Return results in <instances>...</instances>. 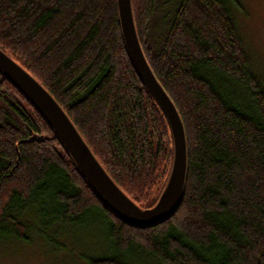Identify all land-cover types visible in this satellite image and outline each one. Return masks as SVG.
<instances>
[{"label":"trees","instance_id":"1","mask_svg":"<svg viewBox=\"0 0 264 264\" xmlns=\"http://www.w3.org/2000/svg\"><path fill=\"white\" fill-rule=\"evenodd\" d=\"M233 9L243 12L240 0H132L142 51L187 142L180 206L151 227L125 224L101 203L0 75V230L8 240L30 244L34 214L49 242L92 214L103 246L81 257L85 264H264V84ZM0 49L57 101L120 189L152 207L172 137L127 55L116 0H0Z\"/></svg>","mask_w":264,"mask_h":264},{"label":"water","instance_id":"2","mask_svg":"<svg viewBox=\"0 0 264 264\" xmlns=\"http://www.w3.org/2000/svg\"><path fill=\"white\" fill-rule=\"evenodd\" d=\"M121 38L130 62L150 93L170 129L173 153L165 185L154 205L142 208L113 181L80 133L50 93L19 63L0 49V75L37 111L101 203L125 224L147 228L172 217L180 206L187 175V142L180 115L153 74L142 51L132 10V0H116Z\"/></svg>","mask_w":264,"mask_h":264},{"label":"rangeland","instance_id":"3","mask_svg":"<svg viewBox=\"0 0 264 264\" xmlns=\"http://www.w3.org/2000/svg\"><path fill=\"white\" fill-rule=\"evenodd\" d=\"M243 12L233 9L232 15L238 34L245 47L249 65L264 84V0H240ZM30 244L7 239L0 230V264H85L81 257L98 252L103 246L104 226L89 215L78 225H66L52 242L44 240L39 231L43 225L32 215ZM55 229L48 228L46 234Z\"/></svg>","mask_w":264,"mask_h":264}]
</instances>
